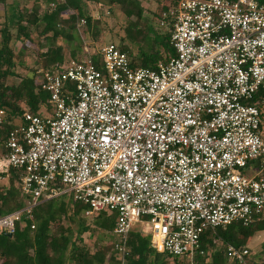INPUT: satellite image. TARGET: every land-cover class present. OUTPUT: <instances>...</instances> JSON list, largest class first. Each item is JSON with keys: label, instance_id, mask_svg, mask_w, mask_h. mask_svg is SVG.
Here are the masks:
<instances>
[{"label": "built area", "instance_id": "built-area-1", "mask_svg": "<svg viewBox=\"0 0 264 264\" xmlns=\"http://www.w3.org/2000/svg\"><path fill=\"white\" fill-rule=\"evenodd\" d=\"M168 18L174 56L155 69L133 67L113 43L97 53L83 45L37 71L48 95L38 114L22 108L12 120L0 105V180L20 171L25 198L0 232L72 196L85 218L115 214L110 264H126L142 218L154 252L198 264L207 231L264 216V5L172 0ZM225 253L251 264L247 246Z\"/></svg>", "mask_w": 264, "mask_h": 264}, {"label": "trees", "instance_id": "trees-1", "mask_svg": "<svg viewBox=\"0 0 264 264\" xmlns=\"http://www.w3.org/2000/svg\"><path fill=\"white\" fill-rule=\"evenodd\" d=\"M26 1L33 2L31 8L10 3L9 0H0L4 16L3 26L0 29V105L12 120L15 117H21L23 113L21 104H25L32 113L38 114L40 105L44 104L48 98L47 93L37 82V71L40 69L32 71L16 86H8L5 83L7 77L13 75L14 55L11 42L14 40V31L17 37L21 36L27 42H32V33L39 31V35L45 40V44L40 41L42 43L38 45L42 52L39 55L42 60L41 69L49 70L65 62L66 51L61 44L74 43L79 28L77 23L80 24L84 20L85 26L87 25L88 29L91 28L92 17L86 13V4L104 6L108 9L106 11L108 13L113 7H118L128 21L135 18V21H131L126 29L125 37L131 44L138 47L139 60L132 58L126 47L120 48L128 54L133 67L155 69L159 61L167 62L169 57L174 56L171 46L172 22L170 18L163 19V14L171 6L172 0L162 3L159 11L154 13L158 19V29L164 30L162 35L155 33L151 26H146V31L140 30L139 23L143 20L144 11L139 0ZM38 1L40 4L37 3ZM255 1L259 5H264V0ZM66 12H71V15L63 17ZM163 20L165 25L161 26ZM152 33L156 36L149 39ZM156 45L163 47V51L154 49ZM76 49L75 47L73 50ZM74 51L71 52V57H74ZM11 126V124L7 125L4 134L10 130ZM21 176L18 170H11L7 178L3 176L2 180H6L7 185L0 190V217L23 208L25 198L21 197L19 187ZM65 198L66 201H64ZM9 202L13 205L7 207ZM87 209L86 205L75 202L72 196H60L43 201L34 209L32 222H27L21 228L18 226L12 236L0 232V264H110L113 256L111 244L107 247L98 245L95 253H91L83 244L81 237L88 228L81 220V215L84 217ZM72 217L80 221L75 231L77 238H74V231L70 227L62 225L58 227V230H53L55 224L64 219L70 220ZM95 218L94 222L99 230L112 233L116 220L114 213L101 212ZM32 224L35 226L34 230L30 228ZM258 232H264V216L254 217L247 226L236 222L225 229L217 228L207 231L201 239L202 251L207 255H198V264H223V261L227 260L225 246L243 247L247 240ZM219 244L222 247L217 250ZM261 246L264 252V240ZM127 248L126 264H179L171 256L154 252L150 248L149 238L140 233H130ZM208 258L211 260L209 263L206 262Z\"/></svg>", "mask_w": 264, "mask_h": 264}, {"label": "rangeland", "instance_id": "rangeland-1", "mask_svg": "<svg viewBox=\"0 0 264 264\" xmlns=\"http://www.w3.org/2000/svg\"><path fill=\"white\" fill-rule=\"evenodd\" d=\"M142 9H143V20L139 23L141 26L140 30L146 31V26L153 27L155 33L157 34H164V30H159L157 23L158 19L154 15L156 11H159L162 3H166L168 0H139ZM10 3L19 4L20 6L31 8L33 2L26 1V0H9ZM37 3L40 4L38 1ZM42 5V4H41ZM86 13L92 17L91 21V28L88 29L87 25L81 26L77 29L76 32V40L74 43H67L63 42L61 45L65 47V55L64 58L67 60L71 58V52H73L74 48L77 49L74 51V57L80 55L82 51L83 45H88L91 51L99 52L102 47L109 43H113L120 48L126 47L131 57L136 59L137 61L140 58V53L138 47L134 44H131L129 40L125 37L126 29L128 28L131 21H135V18L131 20H127L125 16L120 12L118 7H113L111 11H109V15H107L106 7H101L99 5H93L92 3L86 4ZM52 8V7H51ZM44 9V7H42ZM3 7L0 5V29L3 26L4 16H3ZM74 14V12H73ZM97 14V15H96ZM71 15V12H66L63 14V17H68ZM147 21V22H146ZM80 24L77 23V26ZM157 29V30H156ZM39 31L33 32L32 34V42H27L23 39V37H17V33L14 31V40L11 42V49L14 55L13 63L14 67L12 68V76L7 77L5 83L8 86H16L18 85L22 79L27 77L35 71L36 69H41V59L39 55L42 53L40 47H38L40 41H43L44 38L39 35ZM155 33L149 35V39H153ZM153 41V40H152ZM39 42V43H38ZM45 44V43H44ZM163 47L160 45H156L154 49H157L159 52L163 51ZM40 50V52H39ZM5 68V67H3ZM22 108L28 109L25 104H21ZM262 139L264 140V123L262 124V132H261ZM4 185H7V182L4 180L0 181V190L4 189ZM19 199V198H18ZM20 200V199H19ZM66 201V198L64 199ZM12 203H8L7 207L12 206ZM71 212H69V215ZM68 215V216H69ZM67 216V217H68ZM85 226L88 228V231L84 233L81 237L83 244L90 250L91 253H95L96 247L103 246L107 247L112 240L110 233L103 232L99 230L95 224V216L92 218H85L82 217ZM146 221L145 218H142L141 222L133 223L131 226V232L140 233L141 235L146 236L149 238V231H147V227L144 223ZM78 223H80L78 218H71L70 220H63L53 226V230H58L59 226H67L70 227L74 231V238L75 231L77 229ZM147 231V232H146ZM77 240V239H74ZM264 240V232H258L254 236L250 237L246 244L243 246H247L250 251L251 255V264H264V252L262 251V242ZM222 245H218L217 250L221 249ZM211 260L208 258L206 260L209 263ZM223 264H232L230 261L226 260L223 261Z\"/></svg>", "mask_w": 264, "mask_h": 264}, {"label": "water", "instance_id": "water-1", "mask_svg": "<svg viewBox=\"0 0 264 264\" xmlns=\"http://www.w3.org/2000/svg\"><path fill=\"white\" fill-rule=\"evenodd\" d=\"M7 236H12L11 234L7 233Z\"/></svg>", "mask_w": 264, "mask_h": 264}, {"label": "crops", "instance_id": "crops-1", "mask_svg": "<svg viewBox=\"0 0 264 264\" xmlns=\"http://www.w3.org/2000/svg\"><path fill=\"white\" fill-rule=\"evenodd\" d=\"M162 1H164V0H162ZM1 181V180H0ZM4 181H6V180H4Z\"/></svg>", "mask_w": 264, "mask_h": 264}]
</instances>
